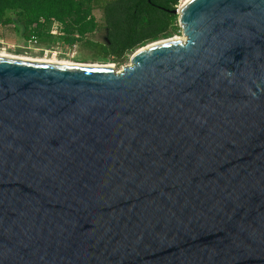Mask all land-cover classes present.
Segmentation results:
<instances>
[{"label": "water", "instance_id": "water-1", "mask_svg": "<svg viewBox=\"0 0 264 264\" xmlns=\"http://www.w3.org/2000/svg\"><path fill=\"white\" fill-rule=\"evenodd\" d=\"M174 12L119 71L0 56V264H264V0Z\"/></svg>", "mask_w": 264, "mask_h": 264}, {"label": "rangeland", "instance_id": "rangeland-1", "mask_svg": "<svg viewBox=\"0 0 264 264\" xmlns=\"http://www.w3.org/2000/svg\"><path fill=\"white\" fill-rule=\"evenodd\" d=\"M50 0H0V15L3 18H16V11L47 6ZM182 2L175 10H179ZM174 10V11H175ZM177 15L176 29L165 40L183 36ZM101 13L91 7V0H61L53 6L49 14L40 17L29 26L31 37L24 35L25 28L17 21L0 19V52L15 56L67 60L76 63L113 64L121 70L130 63L134 52L122 59H111L100 45L106 37L100 27ZM152 42V41H151ZM147 42L145 45L151 43Z\"/></svg>", "mask_w": 264, "mask_h": 264}, {"label": "trees", "instance_id": "trees-1", "mask_svg": "<svg viewBox=\"0 0 264 264\" xmlns=\"http://www.w3.org/2000/svg\"><path fill=\"white\" fill-rule=\"evenodd\" d=\"M60 1L50 0L47 6L33 9L21 8L16 11L14 19L3 18L4 14H1L0 19L17 21L29 38L32 36L29 26L49 14ZM178 3L179 0H91V7L101 13L96 27H100L106 37L100 48H105L109 58L118 60L147 42L169 37L178 22L174 13Z\"/></svg>", "mask_w": 264, "mask_h": 264}, {"label": "bare ground", "instance_id": "bare-ground-1", "mask_svg": "<svg viewBox=\"0 0 264 264\" xmlns=\"http://www.w3.org/2000/svg\"><path fill=\"white\" fill-rule=\"evenodd\" d=\"M190 0H183V3L181 5V7L186 4L187 2H189ZM184 36H174L172 38L169 39H165V40H158L156 43H153V45L155 44H161V43H165V42H169L172 40H176V39H183ZM151 46V45H149ZM147 47H144L140 50H143ZM0 56L1 57H8V58H15V59H22V60H30V61H40V62H49V63H58V64H68V65H82V66H107V67H113V64H97V63H76V62H71V61H67V60H58V59H43V58H33V57H24V56H15V55H11V54H7V53H2L0 52Z\"/></svg>", "mask_w": 264, "mask_h": 264}, {"label": "built area", "instance_id": "built-area-1", "mask_svg": "<svg viewBox=\"0 0 264 264\" xmlns=\"http://www.w3.org/2000/svg\"><path fill=\"white\" fill-rule=\"evenodd\" d=\"M179 2L181 3V2H182V0H179Z\"/></svg>", "mask_w": 264, "mask_h": 264}]
</instances>
